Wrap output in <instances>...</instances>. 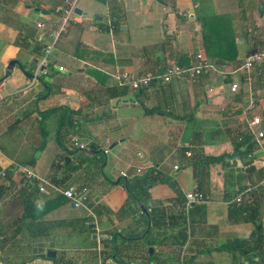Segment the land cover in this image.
<instances>
[{"label":"crops","instance_id":"crops-1","mask_svg":"<svg viewBox=\"0 0 264 264\" xmlns=\"http://www.w3.org/2000/svg\"><path fill=\"white\" fill-rule=\"evenodd\" d=\"M70 1L0 0V123L12 118L17 125L33 117L40 122L44 134H49L48 127L52 128L53 140L57 143L56 133L61 121L72 115V127L60 133L62 139L64 135L65 144L69 146L71 138L75 137L89 150H74L71 155L60 148L47 171H30L60 189L86 190L84 204L91 216L84 208H72L65 198L60 204L52 201L59 194L50 188H47L48 194L40 193L35 182L28 180L24 173L29 170L26 167L31 161L7 158L0 150V264H20L33 254L38 259L25 264H54L52 259L56 258L62 264H115L104 262L102 258V252L107 256L114 244L119 249L114 255L118 264H264L257 257L250 260L246 255L240 257L238 249L232 250L230 246L233 241L247 240L258 223H262L264 235V188L259 185L262 171L254 166V161L264 156V139L259 148L252 140L243 112L237 123L223 130L226 135L230 132L236 135L237 141L222 143L220 146L226 148L219 154H231L233 148L231 151L230 147L248 135L252 145L248 158L252 162L241 160L237 155L226 157L228 163L212 165L215 167L201 185L199 176L194 183H189L185 170L190 169L193 176L192 163L199 156L194 149L196 145L183 142L184 167L172 166L175 188L171 189L166 183L152 187L146 208L143 204H127L124 187L127 180L123 184L120 178V172L131 170L139 161L137 155L123 156L129 137L115 141L117 145L110 149L115 142L105 135V141H110L109 153L105 156L98 154L99 149H90V142L96 145L92 136L98 131L108 134L119 128L118 122L112 123L120 105L135 106L139 102L133 99L137 95L132 91H128L126 97L113 96L117 85L112 74L116 71L139 78L174 64L183 55L191 56L192 63L196 61L194 55L199 53L212 61L202 43L201 25L195 19L196 5L192 0H82L80 4L77 0L75 9L80 11L79 23L69 26L55 46L47 75L29 86L46 43L45 35L56 29L60 10ZM210 5L215 18L207 21L205 32L210 41L206 45L217 52L229 48L225 52L229 59L221 68L232 76V83L240 84L239 106L244 105L245 112L253 98L257 106L255 113L263 119L264 64L255 68L249 86L240 66L248 54L264 50V0H211ZM38 22L46 25L44 31L36 28ZM11 60H17L18 65L5 76ZM59 67L63 70L59 71ZM216 77L210 73L193 82L184 81L186 88L182 89L177 87L181 81L174 80L164 87V92L153 86L157 107L163 111L157 114L158 118L165 117L164 112L180 116L173 109L175 105L184 104L185 114L180 117L196 120L199 107L223 103L225 84ZM183 90H187L186 93ZM148 93L144 91L136 99L143 98L141 104H144L151 99ZM32 104L36 105V110H31ZM51 108L60 109L42 119V113ZM147 114L143 111L138 116V119L142 116L140 122L145 125ZM153 115L148 122L154 120ZM175 117L170 119L180 121ZM145 131L146 128L141 130L138 141L142 142ZM143 143L142 152L148 149L145 154L152 161L161 159L156 163L157 170L165 178L164 172L159 170L165 171L174 150H169L165 141L154 144L158 147L153 145V149ZM43 144L37 149L35 159L43 156L48 143ZM137 148L138 153L141 149L138 144ZM114 149L117 150L112 155ZM245 149L243 146L240 150ZM97 155L104 159L100 172L96 166ZM112 158L117 160L120 169L118 175L109 180L105 171L108 165L114 166ZM72 160L77 163L70 171L67 165ZM90 163H93L94 173L88 170ZM175 166L178 171H174ZM188 192H201L209 200L187 210L185 194ZM149 210H153L152 222L144 213ZM86 224L90 232L85 230ZM150 228L151 232L144 235ZM50 250L55 257H37Z\"/></svg>","mask_w":264,"mask_h":264},{"label":"rangeland","instance_id":"rangeland-1","mask_svg":"<svg viewBox=\"0 0 264 264\" xmlns=\"http://www.w3.org/2000/svg\"><path fill=\"white\" fill-rule=\"evenodd\" d=\"M81 2H82V0L79 1V4ZM263 44H264V42H263ZM215 47L217 48L216 44H215ZM228 49L225 48V50H223V51L226 52ZM51 57L52 56H50L49 60L51 59ZM64 65H66V64L64 63ZM173 65H175V64H168L166 66L169 67V66H173ZM64 67H66V66H64ZM162 67H164V63H163ZM55 69L57 70L58 67L55 66ZM228 74L229 73L226 71L224 78L216 75L217 76L216 78H218L217 81L223 80L224 84H225L224 88L226 89L225 90L226 92H224L222 94V96H224L222 99L223 103H220L219 105L212 106V107H208V105L199 107V109H200L199 110L200 114L198 115L199 117L196 120L193 119L191 121V123L189 122L187 124L184 121L180 122V121L172 120V119H170V117L168 118L167 115L163 118H158L159 117L157 115L158 112L152 113V112L148 111L149 114H147V119H146L147 123L145 125L144 123L140 122V119L142 118V116L140 119H138L139 118L138 116H140V114L143 111L145 112V110L147 108H149L148 110L154 109V107L157 108V100H156V97L154 94L155 93L154 88H153V86H150L148 89H145V91L148 90V92H149L148 94L151 97L150 100H148L144 103L145 105L141 104L144 102L143 98H142V100L136 99V97L141 96V95H138L136 93L139 91H132L133 94L137 95L133 99L136 102L139 101L140 103L139 102L136 103L135 106L120 105V107H119L120 110L117 112L116 120L113 121V123H112V124H117V122H118V124L120 125L119 128L107 132L108 134H106V131H103V132L98 131L94 136H92V139H94L96 141V145H95L96 151L99 149L98 154L101 153L100 155L105 156L103 153V150L105 148L109 147V145L105 144V139H106L105 135H107L109 137V139L114 141V142L118 141L120 139L129 137L130 142L127 141V145H126V148L123 152V156H126V155L136 156V153L138 151V148H137V144H138L141 148L139 152L143 153L145 159L152 161L151 158L148 156V154L147 155L145 154L146 151H148V149L143 150V151H145V153L142 152V146L144 145L143 142H145L149 148H152L154 144H159L160 142L165 141L168 144V146H170L169 150L173 149L174 153L172 154V156H170L168 158L166 165H165V171H164V169H162V171L161 170H159V171L165 173V174L164 173H162V174L165 177V181H166L167 186L171 187V189H174L175 188V184H174L175 178L172 177V166L174 164H176L177 166L181 165L182 167H184V158L183 157H185V153H184L185 151H182L181 147L183 146V142L186 143V142H189V140H192V136L190 137L191 133H195L196 130H198V128L200 130H203L202 131L203 133L197 139L196 147H194L196 155L199 156V159H202L207 154L208 155H212V154L214 155V154L221 153L222 150H224L226 148V147L220 146L222 143H225V142L231 143L233 140L237 141L236 135H234V134L231 135V132L228 133L227 135L225 133H223L225 126H230V125L233 126L234 123L238 122V119H239L240 115L242 114V112L244 114V111H243L244 105L241 104V106H239L241 103L240 98L238 96L240 93V90L238 93H231L230 88H231V84L233 81H232V76L228 75ZM252 74H253V72H252ZM254 76H255V74H254ZM244 77H245V75H244ZM47 82H49V79H47ZM178 83H180V84H177L178 86L176 85L178 88L179 87L181 89L183 87L186 88V84L184 83V80H182L181 82H178ZM186 91L183 90V92H185V93H186ZM132 92H129V93L131 94ZM126 96H124V97H126ZM229 96H231L232 99ZM198 101H200L199 105H201V100H198ZM30 108H31V110H36V105L32 104ZM30 108H28V109H30ZM184 108H185L184 104L183 105L178 104L177 106L175 105L173 112L175 114L182 116L183 114H185L183 111ZM161 109L165 110L166 108L162 107ZM108 111L110 112L111 109L109 108ZM152 115H153V117H155L154 120H151L148 122L149 116L152 117ZM126 119H129V120L125 121ZM132 119H135L136 122L133 123L131 121ZM15 120H13L12 118H6L5 121L3 120L4 122L0 123V150L2 152V155H4L7 158H10V159H16V160H22V161H31L32 164H27L26 168L29 170H34L37 173H42V172L47 171L50 163L53 162V160L56 158V155L59 152V149L62 148L59 145H57V143H55L53 140L54 131H52L51 127H48L49 134H44L42 132L43 129L39 126L40 122L36 121V119L33 117H30L29 119L24 120L17 125H15V123H14ZM50 120H52V119H50ZM56 123L57 122H55V124ZM12 125H14V126H12ZM143 128H146L147 131H145L144 137H143L144 139L141 142V141H138V139H139V134H141V130ZM212 130H216V131L210 137V135H211L210 132ZM232 130H234V129H232ZM146 133H147V135H146ZM147 136H151V138L147 137ZM210 138L212 139L211 143L209 145H207L208 144L207 140ZM66 140H67V138H66ZM60 141L64 146H67V143L65 144L64 135H63V139H62V134H60ZM203 141H205L207 144L202 143ZM215 142H217V143H215ZM43 143H45V144L48 143L46 150H45L43 156H41L39 159H35V154L37 152V149L39 147H41L42 145H44ZM89 144H91V142ZM97 144L99 145L98 147H97ZM69 145H70V143H69ZM154 146H156V148L158 147V145H154ZM203 146H205V147H203ZM232 148L233 147L231 146L229 150L232 151ZM116 150L112 152V155L115 154ZM74 153H75V151H73L71 155H74ZM162 153L163 152L160 151V155ZM178 156H181V157H178ZM155 157L156 158L159 157L158 153H156ZM58 158H57V161H58ZM80 158H82V156ZM112 159H113L114 166L111 167L110 165H108L107 167L111 170L109 171V169H108L105 171V175L109 180H113V178L118 175L119 169H120V165L118 164L117 160L115 158H112ZM96 160H97V162H96L97 170H98V172H100V169L104 168L103 167L104 159H103V157L98 158V155H97ZM140 162H141V160L138 161L137 165L143 166L142 162L141 163ZM152 162H153V164L160 163L161 159L156 161V162L155 161H152ZM76 163H77V161L72 160L70 162V165L67 168V170L71 171V169H73L76 166ZM93 163H95V162L93 161ZM93 163L88 164V168H89L88 170L90 173H92V172L94 173V171L92 170ZM137 165L135 163L134 166H132L131 170H129V168L126 170L127 175H129V178L127 179V181H129V183H131L134 178L139 177V176H136ZM212 165H215V164H212ZM212 165H209V167L207 168L209 173L211 172V168L215 167ZM217 170H219V167H217ZM108 172H110V173H108ZM185 173L187 175V181L189 178V183L190 182L194 183L196 179H195V177L190 175V169L185 170ZM121 180H122V183L124 184L125 179L121 178ZM92 191H94V190L92 189ZM199 193H201V192H199ZM249 237H248V239H249ZM242 256L243 255H241L240 257H242Z\"/></svg>","mask_w":264,"mask_h":264},{"label":"built area","instance_id":"built-area-1","mask_svg":"<svg viewBox=\"0 0 264 264\" xmlns=\"http://www.w3.org/2000/svg\"><path fill=\"white\" fill-rule=\"evenodd\" d=\"M76 3L77 0H72L68 4H66V7L60 10V17L56 29L51 30L47 35H45L46 43L42 50L41 56L37 60L36 70L29 80V86L33 85L41 77L47 75L50 64L49 57L55 46L58 44V42H60L63 34L69 26L79 23L80 17L74 12ZM36 28L40 31H44L46 29V25L42 22H38L36 24ZM262 64H264V50L256 51L246 56L240 66V71L245 75L246 84L250 85L252 83V72H254L257 66ZM62 70L63 68L59 67V71ZM210 73H214L217 76H221L223 78L226 74V72L218 69L213 63L209 62L203 55L199 53L196 55L195 63L189 67L173 65L164 69L146 73L144 76H141L139 78H133L127 72L116 71L114 74H112V78L115 81L117 87L121 89H125L128 91H140L148 89L150 86H158L162 88L169 85L174 80L193 82L202 75ZM239 90L240 84L238 82H234L231 84V93H238ZM256 109V102L252 98L249 100L245 108V123L253 136L252 140L259 146V148H262L261 143L264 139V130L261 127L262 118L259 114L255 113ZM248 114H251V117H247ZM71 143L72 146L78 151L87 152L89 150L86 144L79 142L75 137L71 138ZM105 144L109 145L110 141L106 140ZM103 153L104 155H107L109 153V148H105L103 150ZM136 155L137 158L141 160V162L145 161L143 166L136 167V176H141L145 172L153 170L155 168V164H153V162H151L150 160H145L143 153L138 152ZM254 163L255 168L262 171L259 185L264 188V156L259 157V159L255 160ZM174 171H178L177 166L174 167ZM24 173L28 180L35 182L40 193L48 194L47 188H50L56 194L62 195L69 202V205L72 208H84L86 209L88 216H91V212L84 204L87 198L86 190L76 191L73 188L60 189L53 186L48 181L38 178L30 170H24ZM120 177L127 180L129 178V175H127L126 171H122L120 172ZM185 199V206L187 210H189L194 205L205 204L209 200L208 196L199 192H188L185 194ZM236 201L239 202L240 199L237 198ZM250 264L258 263L253 262Z\"/></svg>","mask_w":264,"mask_h":264},{"label":"trees","instance_id":"trees-1","mask_svg":"<svg viewBox=\"0 0 264 264\" xmlns=\"http://www.w3.org/2000/svg\"><path fill=\"white\" fill-rule=\"evenodd\" d=\"M192 2L194 5H196L195 19L201 25L202 43L204 42L203 44L205 47L206 54L209 58L212 59L211 63H213L218 69L223 70L221 68L222 67L221 64L224 61H227V59H229L228 56L226 55V53L224 51L217 52L214 50H210L209 46L206 45V43L208 44V42L210 41L209 38L207 37V33L205 32V29H206L207 24H208L207 21L210 22L211 19L215 18L214 14L210 10L211 9V5H210L211 0H192ZM227 53L229 54V52H227ZM194 58H196V54L194 55ZM174 64L179 65L181 67H189V66L193 65L194 63L191 62V56L183 55V56L179 57ZM202 76H204V75H202ZM160 89L162 92H164V87H162ZM114 91H117L113 94L114 97H124L128 94V90L118 89L116 86L114 87ZM144 91L145 90H140L139 92H136V93L138 95H141ZM58 109H60V108H51V109L47 110L46 112L42 113V119L45 117L46 114L53 113ZM148 111H150L152 113H157V112L162 113L163 112L158 107L151 109V110H148V109L145 110L146 113H148ZM70 112H71V114H73V111H70ZM164 115H167L168 117H172V118L175 117L172 112H164ZM175 118L177 120H180V121L185 120L186 123H189V122L191 123V121L193 120L192 117L190 119H183L180 116H176ZM72 123H73L72 115L66 116V119H63L61 121L60 126L58 128V131L56 133V135H57L56 142L58 143V145L60 147L63 148V150L67 154H72V152L74 150H77V149H75L71 144L69 146H64L61 143L59 136H60L61 132L66 133L72 127L71 126ZM262 127L264 128V116L262 119ZM202 131L203 130H200L198 128V130H196L195 133H191L190 137L192 136V140H189V142H186V143H188V145H190V146L191 145H197L196 144L197 139L203 133ZM215 131L216 130H212L210 132L211 133L210 137L213 135V133H215ZM211 140H212L211 138L208 139L207 143L210 144ZM202 143L207 144L205 141H203ZM250 143H251V136L247 135V136H244L241 139V141L235 142L233 144V151L231 154L222 153V154H219L218 156H212V155L207 154L202 159H198V160L194 161L192 163V166L194 167L193 177H195V179H197V177L199 176L200 185H201V183L204 182V179L208 175L207 168L209 167V165L221 164V163L226 164V163H228L226 161V157H232L234 155H237L238 158L241 160L246 159L247 161L252 162V159H249L250 157L248 158L249 152L251 151V148H252V145ZM243 146H246V149L244 151H241L240 149ZM95 148H96L95 144L91 143L90 149H95ZM69 165H70V163L67 165V167H69ZM157 169H158V167L155 164V168L153 170H150L149 172L145 173L142 176L134 178L131 182L132 184L129 183V181L125 182L124 187H125L126 192L128 194L127 204H129V203L143 204V206L146 208V204H147L148 200L150 199L149 190L158 184L166 183L165 178H162V175L158 172ZM52 201H54L57 204L58 203L60 204V203L65 202L66 200L64 199V197L62 195H57ZM194 206H199V205H194ZM236 208L237 207H234V209H236ZM151 211L153 212V210H151ZM150 212H144V213H145V215H147L146 218H148L149 221L152 222L153 217H152V212L151 213ZM84 228L87 232H90L87 224L84 225ZM150 232H151V228L148 229L144 235H148ZM230 246H231L232 250L238 249V251L242 255H246V257L249 260H250V257H252V258L257 257L260 260V262L261 261L264 262V235L262 234V223H258L256 225L255 230L250 235L248 240L233 241L230 243ZM115 253L118 254L119 249L114 244L112 246L111 252L107 256L105 253L102 252L103 261L104 262L110 261V262H113L115 264H118V260L114 258ZM37 259L38 258H36V256H34V254H33L28 260L21 261L20 264L29 263V262H31L33 260H37ZM52 261L54 264H62L61 260L57 259V258L52 259Z\"/></svg>","mask_w":264,"mask_h":264},{"label":"water","instance_id":"water-1","mask_svg":"<svg viewBox=\"0 0 264 264\" xmlns=\"http://www.w3.org/2000/svg\"><path fill=\"white\" fill-rule=\"evenodd\" d=\"M36 11H39V10L37 9ZM40 12L43 13V14L46 13L45 11H40ZM74 12H75L76 14H79V13H80V11H79L78 9H75ZM15 65H18V61H17V60H11V61L8 63V66L6 67V70H5V76H8V75L11 73V71H12V69H13V67H14ZM116 145H117L116 142L113 143V144L111 145L110 149L114 148ZM38 153H39V152L36 153L35 157H38ZM234 158H236V156H235ZM140 208L143 209L142 205L140 206ZM91 228H94V225H91ZM50 246L52 247L53 244H50ZM37 257H39V258H41V259H43V258H45V257L53 258V257H55V253H54L53 251L50 250V251H48L46 254H40V255H38Z\"/></svg>","mask_w":264,"mask_h":264}]
</instances>
